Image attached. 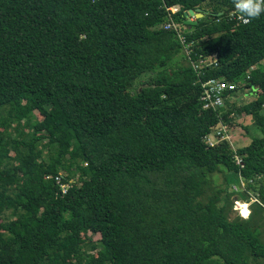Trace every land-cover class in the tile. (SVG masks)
Returning a JSON list of instances; mask_svg holds the SVG:
<instances>
[{
  "label": "trees",
  "instance_id": "obj_1",
  "mask_svg": "<svg viewBox=\"0 0 264 264\" xmlns=\"http://www.w3.org/2000/svg\"><path fill=\"white\" fill-rule=\"evenodd\" d=\"M235 8L0 0V218L12 217L0 222V264H264V13L225 19ZM167 9L191 58L215 62L199 77L164 28ZM197 9L205 16L186 25ZM209 79L252 101L235 109L227 93L224 112L202 109ZM243 114L261 137L237 150L240 168L227 143L204 137ZM239 196L257 200L247 219L232 214Z\"/></svg>",
  "mask_w": 264,
  "mask_h": 264
},
{
  "label": "built area",
  "instance_id": "obj_2",
  "mask_svg": "<svg viewBox=\"0 0 264 264\" xmlns=\"http://www.w3.org/2000/svg\"><path fill=\"white\" fill-rule=\"evenodd\" d=\"M167 11L169 13L168 14L169 22L164 25V28L173 30L175 32L176 39L182 47L183 54L187 57L189 65L199 77L201 75V70L203 69V67L214 64L215 62L214 60L211 59L207 60L201 57H199L196 60H193L191 58L192 44L190 42H186V38L183 32L185 28L180 24L175 23L171 18V15L175 13L174 9H167ZM221 15L222 14H220V16ZM193 18L194 17L188 18V20L194 21L195 19L193 20ZM225 19H227L228 21L240 22L242 24H247L249 21L236 8L233 11L229 12L226 15ZM217 22H219V20H217ZM254 68L256 67H252L250 70H253ZM200 87H201L200 102L202 109L212 110V111H217L220 110L221 107H224V103H223L224 95L227 93L229 94L233 93L237 89V86L235 84L228 83L223 79H209L207 81L200 82ZM232 139H233V135L231 134L230 127L220 120L217 126L213 129V131L204 137V142L209 148H214L215 146H217L222 142L227 143L234 154L235 164L240 168H243L241 158L236 154L237 148L236 146L234 147L232 143ZM54 181L56 185H58L62 194H66L72 184V181H64L63 174H59L55 176ZM240 189L233 187V191L239 192L246 190L245 184L242 181L240 182ZM256 201L257 200L254 199L252 196L250 202H244V201L241 202L239 200L235 201V208L238 214L240 215V217L244 219L248 218L250 214L249 205Z\"/></svg>",
  "mask_w": 264,
  "mask_h": 264
},
{
  "label": "rangeland",
  "instance_id": "obj_3",
  "mask_svg": "<svg viewBox=\"0 0 264 264\" xmlns=\"http://www.w3.org/2000/svg\"><path fill=\"white\" fill-rule=\"evenodd\" d=\"M194 19H195V17L193 18V20ZM231 97L232 98L229 101H230V103L235 102V104H234L235 109L236 108L238 109L242 104H248L249 102L252 101V95L247 90H244V89H240V90L236 89V91L231 94ZM229 101H227V99H223L224 106H227ZM231 123H233V125H230L229 127L231 130V134L233 135L232 143H233L234 147L236 146L237 150L246 146L247 143H249V138L261 137V134L259 133L258 129L255 127L250 116L247 117L244 114L239 115L235 120H232ZM244 127H246V130H244ZM22 129H24V128H22ZM22 133L24 135L23 137L28 138V134H29L28 130L27 131L22 130ZM222 174L225 175L224 172ZM226 186H227L229 192H233V187H237V188L240 187V181H238V179L235 176H232L228 180V183L226 184ZM216 188H221V189L225 188L221 174H217L216 176H214L213 189H216ZM235 194L237 196L240 195L239 192H236ZM223 195L224 194H222V196ZM240 197L241 196H239V200L241 202L245 201V200L241 199ZM235 213H237L236 208H234L232 211V214L234 216H235ZM11 219H12V217L10 216V212L8 211V212L4 213V215L0 218V222L8 221ZM94 239H97V237H95Z\"/></svg>",
  "mask_w": 264,
  "mask_h": 264
},
{
  "label": "clouds",
  "instance_id": "obj_4",
  "mask_svg": "<svg viewBox=\"0 0 264 264\" xmlns=\"http://www.w3.org/2000/svg\"><path fill=\"white\" fill-rule=\"evenodd\" d=\"M233 3L235 4L236 9L249 21L258 18L261 15V13H264V0H233ZM236 201L238 200L236 199ZM249 210H250V205H249ZM236 214L240 216L238 212Z\"/></svg>",
  "mask_w": 264,
  "mask_h": 264
},
{
  "label": "water",
  "instance_id": "obj_5",
  "mask_svg": "<svg viewBox=\"0 0 264 264\" xmlns=\"http://www.w3.org/2000/svg\"><path fill=\"white\" fill-rule=\"evenodd\" d=\"M204 16H205V13H203L200 9H197L195 12L192 11V10H189L188 12L184 13V17H185V20H186L185 24L186 25L195 24V22H191V21L188 20V18H190V17H195V19L197 20V19L203 18ZM253 94H254V91L251 92V95H253ZM220 112L221 113L224 112V107L220 108Z\"/></svg>",
  "mask_w": 264,
  "mask_h": 264
}]
</instances>
